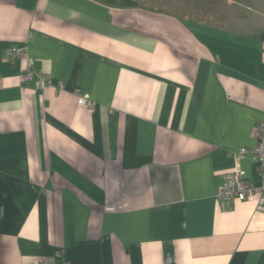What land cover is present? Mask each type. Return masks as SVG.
Listing matches in <instances>:
<instances>
[{
	"label": "crops",
	"instance_id": "obj_1",
	"mask_svg": "<svg viewBox=\"0 0 264 264\" xmlns=\"http://www.w3.org/2000/svg\"><path fill=\"white\" fill-rule=\"evenodd\" d=\"M133 1L0 0V264H264V0Z\"/></svg>",
	"mask_w": 264,
	"mask_h": 264
},
{
	"label": "built area",
	"instance_id": "obj_2",
	"mask_svg": "<svg viewBox=\"0 0 264 264\" xmlns=\"http://www.w3.org/2000/svg\"><path fill=\"white\" fill-rule=\"evenodd\" d=\"M25 51L27 52V47L23 46L14 49L16 56H21ZM24 77L26 82L33 83L36 90H43L49 85L47 75L31 68L27 69ZM79 103L94 105V101L83 96L79 98ZM253 135L255 144L252 147H242L233 152V155L239 159L240 156L251 154L260 172L261 183L255 185L246 177L244 170L238 167L226 175L224 183L218 189L217 198L220 201H252L257 209L264 210V121L256 126Z\"/></svg>",
	"mask_w": 264,
	"mask_h": 264
},
{
	"label": "trees",
	"instance_id": "obj_3",
	"mask_svg": "<svg viewBox=\"0 0 264 264\" xmlns=\"http://www.w3.org/2000/svg\"><path fill=\"white\" fill-rule=\"evenodd\" d=\"M101 2L112 4V5H121V6H131L137 5L138 3L133 0H99Z\"/></svg>",
	"mask_w": 264,
	"mask_h": 264
}]
</instances>
